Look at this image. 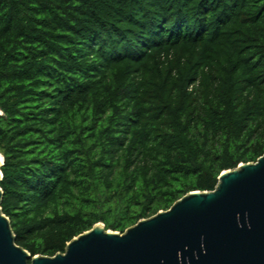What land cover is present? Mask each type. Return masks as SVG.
<instances>
[{"label": "trees", "instance_id": "1", "mask_svg": "<svg viewBox=\"0 0 264 264\" xmlns=\"http://www.w3.org/2000/svg\"><path fill=\"white\" fill-rule=\"evenodd\" d=\"M0 109L17 244L124 232L264 154V0H0Z\"/></svg>", "mask_w": 264, "mask_h": 264}, {"label": "water", "instance_id": "2", "mask_svg": "<svg viewBox=\"0 0 264 264\" xmlns=\"http://www.w3.org/2000/svg\"><path fill=\"white\" fill-rule=\"evenodd\" d=\"M3 165L0 154V182ZM3 196L0 186V264H264V154L124 232L98 222L54 256L17 244Z\"/></svg>", "mask_w": 264, "mask_h": 264}]
</instances>
